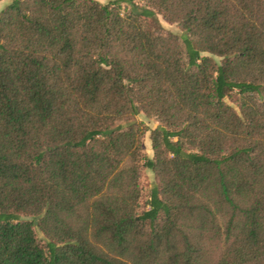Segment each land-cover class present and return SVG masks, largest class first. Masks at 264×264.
<instances>
[{
	"label": "trees",
	"instance_id": "obj_1",
	"mask_svg": "<svg viewBox=\"0 0 264 264\" xmlns=\"http://www.w3.org/2000/svg\"><path fill=\"white\" fill-rule=\"evenodd\" d=\"M144 2L0 11V264H264V0Z\"/></svg>",
	"mask_w": 264,
	"mask_h": 264
},
{
	"label": "rangeland",
	"instance_id": "obj_2",
	"mask_svg": "<svg viewBox=\"0 0 264 264\" xmlns=\"http://www.w3.org/2000/svg\"><path fill=\"white\" fill-rule=\"evenodd\" d=\"M97 1H99L102 4H106L114 0H97ZM10 2L11 0H0V11L4 9ZM135 2L139 6L145 5L144 0H135ZM124 7L125 5L124 3H122V8L124 9ZM152 20L156 25L169 30L180 37H183L184 32L178 27V25L176 23L169 22L168 20L163 18L160 14H155ZM136 119L138 121L143 122L148 129H152L154 126L158 124V121L156 120L155 117L147 118L143 113H140L136 117ZM149 136H150L149 131H146L142 137V150L149 158H152L153 151L151 149V142ZM157 181H158L157 176L152 170H150L149 168L142 169L140 175V182H141V193H142L143 201L147 200L151 186L153 184H156ZM35 232L37 237L40 239V241L44 242L45 241L44 235L37 227H35ZM197 241L195 242V244H197L198 245L197 247L201 249V255H203V258L206 261L213 263L219 258L221 251L223 249V244L221 243V241H219L214 237H209L208 239H205L204 243H202V241H198V242Z\"/></svg>",
	"mask_w": 264,
	"mask_h": 264
}]
</instances>
